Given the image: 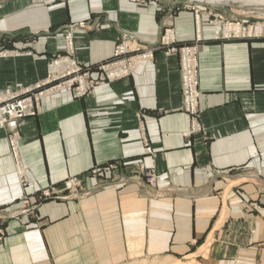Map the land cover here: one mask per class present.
<instances>
[{
    "label": "crops",
    "instance_id": "0c3cea01",
    "mask_svg": "<svg viewBox=\"0 0 264 264\" xmlns=\"http://www.w3.org/2000/svg\"><path fill=\"white\" fill-rule=\"evenodd\" d=\"M241 1L264 7V0L0 1V91L44 82L56 55L93 70L112 56L120 33L154 48L123 77L83 95L64 88L43 96L37 114L18 125L17 162L0 129V264L193 255L200 264H264V37L223 38L215 22L227 15L220 4ZM168 36L175 47L197 45L195 121L183 110L177 52L157 46ZM112 161L116 171L87 177L82 191L66 196L69 178ZM48 188L57 195L39 196Z\"/></svg>",
    "mask_w": 264,
    "mask_h": 264
},
{
    "label": "built area",
    "instance_id": "2783aa9c",
    "mask_svg": "<svg viewBox=\"0 0 264 264\" xmlns=\"http://www.w3.org/2000/svg\"><path fill=\"white\" fill-rule=\"evenodd\" d=\"M197 12V11H195ZM198 26V22L196 27ZM233 26V27H229ZM258 26L250 25L248 27L240 26L238 23L234 25H228L226 27V32L228 35L222 32H218L223 38H245V37H264V31L260 33L258 30ZM164 43L169 45L174 43L172 37L168 36L165 38ZM174 49V48H173ZM178 51L180 53V80H181V94L183 100V108L187 114L191 117L193 121H195L198 115L197 110V102H198V68H197V45L196 44H188L179 47L178 49H174V51ZM127 47L123 45V47H119L115 52V57L108 65L102 64L100 66L101 74H97L95 78H90L88 76L89 81H95L89 86L84 85V83H76V78H81L89 75V73H79L78 68L75 67L74 63L71 62V69L66 71L62 70L56 74H51L47 80L42 82L41 84H37V86H43L44 89L38 92H32L27 88L22 91H0V128L14 130L17 126V122L22 117L27 115H33L39 109V100L41 97L52 93L55 90L60 88L71 89V83H67L64 81L67 75L70 74L73 79H70L68 82H72L75 85L74 92L77 95H83L94 85L101 83L116 80L118 78L123 77L131 70L133 64L136 61L147 60L153 56L151 51L141 54H132L126 59H123V55L127 52ZM122 57V58H121ZM67 62V61H66ZM52 65H58L57 60L52 61ZM62 76V79L59 78ZM99 76V77H98ZM56 80H59L55 82ZM74 81V82H73ZM84 82V78L82 79ZM45 86V87H44ZM87 89V90H86ZM23 93V94H22ZM29 93L28 96H26ZM26 96V97H25ZM11 139H8L10 152L15 159H17V142L16 138L12 137L14 135H8ZM149 151V149L147 148ZM120 166L119 162H109L103 166H96L88 170L84 176H74L69 178V184L67 188V197H71L76 195L78 192L82 191V184L87 177L94 178H104L109 173L116 171ZM144 182L149 186H154L156 182V176L153 173L144 174ZM52 195H57V190L55 188H48L42 191L41 197H48ZM26 204L28 201L24 198ZM25 209V210H24ZM22 212L26 211L24 206ZM1 232V231H0Z\"/></svg>",
    "mask_w": 264,
    "mask_h": 264
},
{
    "label": "rangeland",
    "instance_id": "374dc122",
    "mask_svg": "<svg viewBox=\"0 0 264 264\" xmlns=\"http://www.w3.org/2000/svg\"><path fill=\"white\" fill-rule=\"evenodd\" d=\"M0 1H4V0H0ZM221 8V11H223L225 14V16H228L229 18H226L225 16L218 20V21H215V22H218V25H217V31L218 32H222V33H225L226 35L227 32H226V27L228 25H234L236 23H238L240 26H245V27H248L250 25H256L258 26V30H260V33H262L264 31V7H258V6H251L250 3H242L241 2H230V3H222L219 5ZM195 11H198V8L195 9ZM197 14V13H196ZM213 17V16H212ZM209 21H212V20H209ZM200 23L198 22V26H197V29L199 30L200 28ZM86 21H81V22H78L76 24V26L80 27V28H84L86 26ZM229 27H233V26H229ZM70 28H73V24L68 28L67 30V41H70V38H71V34L69 33L70 31ZM197 29H196V32H197ZM166 35V34H165ZM245 38H248V37H245ZM70 43V42H69ZM123 45H125L127 47V52L123 55L122 53V56H123V59H126L127 57H129L130 55L132 54H141V53H146L148 51H151L152 54H154V48L153 47H143L141 45H136L135 43H133L132 41H130L129 39H126V37L123 36V33H120L119 34V37H118V40L114 46V49H113V54L112 56L104 61V62H101L99 64H97V66L95 67V69L93 68V70H90L88 68H83L81 65L78 64V62L76 60H74L71 56H68V55H56L49 63V65L51 67H49V70H54V74L58 73V71L62 68V70L66 71L68 69H71V62L74 63V70H75V67L78 68V72L79 73H89V75L85 76V77H81V78H76V83H79V81H81V83H84V85H87L89 86V83L91 84L92 82H95V81H89V78L88 76H90V73L91 71H94L95 74L99 75L101 74V71H100V66L102 64L104 65H108L111 61H116V60H112L115 56V52L116 50L119 48V47H123ZM156 46V45H155ZM157 46H163V47H166L168 46L170 51L172 52H177L178 56H179V62H180V53H178V51H174L175 48L177 47H180V46H172V45H166L165 43L162 42V44H157ZM174 48V49H173ZM178 49V48H177ZM71 57V58H70ZM122 58V57H121ZM73 59V60H71ZM53 60H57L58 61V65L54 66L52 65V61ZM67 61V62H66ZM57 70V71H56ZM67 78L64 79V81H66V84L67 83H71V89L70 90H75V85L74 83L72 82H68L70 79H73L74 78H71L72 76L70 74H68L66 76ZM96 77V76H95ZM95 77H90V78H95ZM99 77V76H98ZM84 78V82H82V79ZM62 79V76L59 78V80ZM59 80H56L55 82L59 81ZM74 82V81H73ZM109 82V81H107ZM102 83V82H101ZM38 84H41V83H38ZM68 85V84H67ZM45 87V86H44ZM27 89L30 88V90L32 92H38L43 88V86H37L36 85H32V86H27L26 87ZM61 89V88H60ZM87 90V89H86ZM91 90V88L89 89ZM17 91H22L23 92V88H19ZM88 92V91H87ZM23 94V93H22ZM29 93L26 95L28 96ZM25 96V97H26ZM41 99L42 97L40 98L39 100V106H40V102H41ZM39 110V109H38ZM38 110L36 111L35 114L33 115H27L25 117H32V116H35L38 112ZM25 117H22L21 119L18 120L17 122V126L14 130H9V129H6V133H7V136H6V140H7V143H8V139H11L10 136L8 135H14L12 137H15L16 138V142H17V155H18V142H19V137H18V133H17V128H18V125L19 123L25 118ZM2 129V128H0ZM8 147H9V143H8ZM10 147H9V151H10ZM11 153V152H10ZM16 161V160H15ZM18 161V160H17ZM16 161V162H17ZM41 194H39L40 196ZM38 196V197H39ZM23 201H25V199H22L21 200V208L24 209V206L26 205V203L24 202V205L22 204ZM184 259V260H183ZM195 256H187V257H183V258H176V259H173V260H170V261H163V260H156V261H148V262H143V264H200L197 260H195ZM176 261V262H175Z\"/></svg>",
    "mask_w": 264,
    "mask_h": 264
},
{
    "label": "bare ground",
    "instance_id": "6f19581e",
    "mask_svg": "<svg viewBox=\"0 0 264 264\" xmlns=\"http://www.w3.org/2000/svg\"><path fill=\"white\" fill-rule=\"evenodd\" d=\"M185 45H187V44H185ZM182 46H184V45H182ZM181 47V46H180ZM113 81V80H112ZM61 89H64V88H61ZM183 110H185V108H183ZM15 159V158H14ZM16 161L18 160V157H17V159H15ZM184 260V259H183ZM176 262V261H175ZM186 263V262H185ZM185 263H183V264H185Z\"/></svg>",
    "mask_w": 264,
    "mask_h": 264
}]
</instances>
